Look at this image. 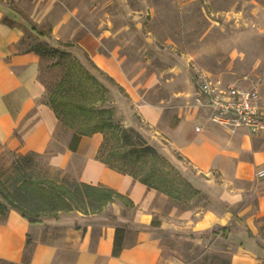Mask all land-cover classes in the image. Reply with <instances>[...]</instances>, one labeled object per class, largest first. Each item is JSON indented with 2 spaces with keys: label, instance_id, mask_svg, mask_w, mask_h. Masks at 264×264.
Wrapping results in <instances>:
<instances>
[{
  "label": "crops",
  "instance_id": "1",
  "mask_svg": "<svg viewBox=\"0 0 264 264\" xmlns=\"http://www.w3.org/2000/svg\"><path fill=\"white\" fill-rule=\"evenodd\" d=\"M17 1L0 0V153L46 156L47 168L60 177L113 190L129 199L133 208L114 201L99 212L58 213L33 223L8 210L0 218V263L184 264L177 250L170 249L172 256L163 254L167 251L164 243L191 241L190 235L204 232L215 233L222 240V251L228 254L224 264H264V179L255 178L256 171L264 169V140L243 129L229 133L212 125L206 112L197 108L169 110L143 103L130 93L132 109L125 113L126 119L137 118L162 137L195 171L198 190L213 199L214 205L208 209L180 212L172 206L164 215L167 196L96 159L101 134L79 138L61 128L47 104V86L41 79L45 61L24 48L26 25L3 22L9 12L23 21L6 4ZM79 46L98 70L125 87L115 61L99 54L94 39L84 37ZM253 81L238 86L248 89ZM153 220L159 226H152ZM116 227L125 228L126 234L122 252L112 257ZM130 229L135 232L132 243ZM201 243L198 239L194 244Z\"/></svg>",
  "mask_w": 264,
  "mask_h": 264
},
{
  "label": "rangeland",
  "instance_id": "2",
  "mask_svg": "<svg viewBox=\"0 0 264 264\" xmlns=\"http://www.w3.org/2000/svg\"><path fill=\"white\" fill-rule=\"evenodd\" d=\"M6 4L23 19L15 18L14 23L26 25L25 49L34 51L35 46H40L47 50L65 43L73 45L65 49L70 52V58L59 60L49 55L43 58L46 70L42 71L41 79L46 83L47 95L64 78L72 58L77 56L85 63L82 56L86 53L79 46L84 37L94 39L99 54L115 61L123 74L125 87L112 78L113 83L103 81L108 89L103 107L111 111L113 123L134 139L137 136L154 147L160 155L147 156L137 164H124V169L137 178L153 173L156 185L163 189L171 187L181 198L180 201L168 199L162 207L164 215L172 206L181 212L214 205L213 199L198 190L195 180L199 177L194 176L192 167L179 159L162 137L139 119H126L125 113L132 109L129 107L132 94L143 103L169 107V110L185 112L195 108L193 90L198 76L235 85L246 84L244 77L254 80L264 70V0H18ZM39 33L43 39L38 38ZM76 71L74 69V73ZM262 87L258 91L264 102ZM74 97L86 104L101 106L95 102L97 95L93 91L74 94ZM59 125L68 129L62 123ZM130 143L124 145L108 134L105 153L111 149L127 150ZM19 156L0 153L3 190L11 191L13 180L21 177L14 169ZM28 159L30 162L24 166L28 178L62 186L74 183L50 171L46 156H29ZM57 215L41 214V218ZM128 233L132 243L134 229ZM190 239L164 243L167 251L163 254L172 256L170 249L177 250L184 264H224L228 260V254L222 251V240L215 233L194 234ZM198 239L202 243L195 245Z\"/></svg>",
  "mask_w": 264,
  "mask_h": 264
},
{
  "label": "trees",
  "instance_id": "3",
  "mask_svg": "<svg viewBox=\"0 0 264 264\" xmlns=\"http://www.w3.org/2000/svg\"><path fill=\"white\" fill-rule=\"evenodd\" d=\"M14 20L15 18L11 12L4 15L3 22L8 26H12ZM31 31L34 32V29L32 28ZM38 36V38L43 39L41 33ZM72 47L71 43L49 47L47 50L40 48V46H35L34 52L42 58L49 55L57 56L59 60H63L70 58V52L65 49ZM82 58L85 63L77 56L71 59L66 67L67 71L64 78L58 82L50 95H47V104L52 109L51 111L54 112L57 120L73 131L79 138L81 136L90 137L94 136V134H101L102 143L97 151L96 159L108 169L123 176H130L147 188L164 194L169 199L180 201L181 198L175 195L171 187L163 189L156 185L153 173L137 178L132 172L124 169V164H137L147 156L157 157L160 155L154 147H150L144 141H140L137 136L134 139L132 134L113 123L111 111L103 107L106 102L105 95L108 92L103 81L108 83H113V81L98 70L85 54ZM84 64H87L92 71L96 72L98 77L93 75ZM74 69H77L76 73H74ZM100 77L102 81H100ZM119 90L121 89L119 88ZM92 91L97 95L94 100L101 105L100 107H95L94 104H86L74 97V94H89ZM108 134L121 140L124 145L129 142L132 144H129L130 147L127 150L111 149L105 153ZM29 156L38 155L32 153L20 155L17 158L18 161L14 163V169H16L17 173H21V177L13 180L11 191L3 190L0 187V218L4 217L8 210H13L22 218L33 223L41 220V214L52 215L73 210L84 213L88 211L91 213L99 212L102 209L101 207L114 201L120 202L126 209L133 208V204L129 199L110 189L91 187L85 184H78L75 181L69 186H62L43 180H32L28 178L29 175L24 167L30 162ZM177 157L181 159L178 155ZM194 192L198 193L197 190H194ZM39 202H42V204H39ZM48 212L50 214H47ZM152 226H159V223L153 220ZM225 230L221 229V232H225ZM125 234V228H115L112 257H118L122 252Z\"/></svg>",
  "mask_w": 264,
  "mask_h": 264
},
{
  "label": "built area",
  "instance_id": "4",
  "mask_svg": "<svg viewBox=\"0 0 264 264\" xmlns=\"http://www.w3.org/2000/svg\"><path fill=\"white\" fill-rule=\"evenodd\" d=\"M244 82H249L247 77ZM264 84L262 70L247 88L229 84L220 79L198 76L193 90L195 108L206 112V119L229 133L245 130L251 137L264 140V110L260 106L258 88ZM198 132L199 128L196 127ZM258 180L264 179V169L255 173Z\"/></svg>",
  "mask_w": 264,
  "mask_h": 264
}]
</instances>
